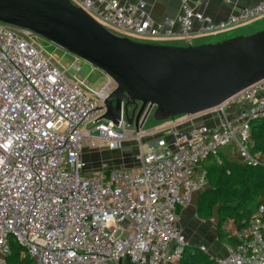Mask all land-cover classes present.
<instances>
[{
  "label": "built area",
  "instance_id": "built-area-1",
  "mask_svg": "<svg viewBox=\"0 0 264 264\" xmlns=\"http://www.w3.org/2000/svg\"><path fill=\"white\" fill-rule=\"evenodd\" d=\"M72 1L106 27L143 38L173 37L175 27L187 37L196 21L202 33L218 34L264 16V0L219 22L197 10L200 0H181V15L162 25L143 2ZM25 35L32 32L0 22V264L8 263L11 240L36 264L179 262L189 243L178 210L206 188L205 160L221 164L233 144L243 162L264 164L251 142L252 123L264 118V79L205 112L216 124L169 126L154 137L123 113L118 125L100 119L115 87L94 88L69 74ZM130 141L137 147L132 166L86 161V151ZM233 236L224 257L210 256L214 264H264V205Z\"/></svg>",
  "mask_w": 264,
  "mask_h": 264
},
{
  "label": "water",
  "instance_id": "water-1",
  "mask_svg": "<svg viewBox=\"0 0 264 264\" xmlns=\"http://www.w3.org/2000/svg\"><path fill=\"white\" fill-rule=\"evenodd\" d=\"M0 22L103 71L115 88L99 107L100 119L118 125L123 113L137 131L151 114L157 122L202 114L264 79V30L198 45L138 41L72 0H0Z\"/></svg>",
  "mask_w": 264,
  "mask_h": 264
},
{
  "label": "crops",
  "instance_id": "crops-1",
  "mask_svg": "<svg viewBox=\"0 0 264 264\" xmlns=\"http://www.w3.org/2000/svg\"><path fill=\"white\" fill-rule=\"evenodd\" d=\"M118 1L123 4H136L139 2H143L145 4V11L154 24L163 25L164 20L166 18H176L182 13L181 0H118ZM260 1L262 0H200L199 4L197 5V10L203 13L206 17H209L212 21L219 22L225 20L230 14L240 9L250 8L255 6ZM174 30L176 32V35L173 37H150V39L153 38L165 39V41L158 43L186 46L189 44V42H191L193 45L215 42L212 39L221 38L223 36L228 35V32L226 31L212 35L204 34L201 32V23L197 21L194 22L193 29L187 37L179 34L178 27H175ZM260 30H264V16L256 20H253L251 22L237 26L235 28L229 29L227 31L230 32L229 34L236 36V35H248ZM233 114H234V109L229 110L227 112L228 117H231ZM217 122H218L217 118L212 117L211 114L202 113L195 116H183L178 119L176 118L169 119L167 121L161 122L160 125H157L151 129H145L144 131L149 133V136H151L150 135L151 133L152 136L155 137L157 135H160L162 130L169 126H175L178 131H185L193 125H198V124L214 125ZM169 140H171L170 137ZM90 152L91 151H86L85 153V158L86 161L89 163V165L90 162L87 156ZM103 153L107 155V158L105 159L106 164H102V165L91 164L90 167L110 168V167H118L112 165L114 164L116 165L121 162L131 163L130 159H132V156H136L137 154V147L135 145V142L130 141L123 143L122 147L118 150L110 151L104 149L102 150V152H100V154ZM221 156H223V158L230 161H242L239 153L237 152L233 144H231L224 151H222L220 157ZM200 193L194 195L193 200L189 205L178 210V215H179L178 225L182 230L183 234L185 235L189 245L200 248L204 247L206 252L209 254V259L210 256L224 257L227 253L226 247L229 244L225 242H220L218 239L217 216L214 215L212 219L206 220V219H200L197 215L196 212L197 199ZM224 230L228 235H232V236L235 235V233L238 231L233 221H227L224 225ZM122 264H134V263H132L129 259H124ZM166 264H179V262H170Z\"/></svg>",
  "mask_w": 264,
  "mask_h": 264
},
{
  "label": "trees",
  "instance_id": "trees-1",
  "mask_svg": "<svg viewBox=\"0 0 264 264\" xmlns=\"http://www.w3.org/2000/svg\"><path fill=\"white\" fill-rule=\"evenodd\" d=\"M252 152L264 156V118L252 123ZM208 158L207 186L197 199V215L200 219L217 216V233L220 242L235 245L236 237L224 230L227 221H233L238 230L244 228L255 211L264 205V164H248L243 161H230L221 156L217 164ZM11 254L7 264H36L29 256H23V248L10 241ZM179 264H214L209 254L200 247L186 246Z\"/></svg>",
  "mask_w": 264,
  "mask_h": 264
},
{
  "label": "rangeland",
  "instance_id": "rangeland-1",
  "mask_svg": "<svg viewBox=\"0 0 264 264\" xmlns=\"http://www.w3.org/2000/svg\"><path fill=\"white\" fill-rule=\"evenodd\" d=\"M108 28L116 34L128 36V37L135 39V40H138V41H145V42L151 41L154 43L165 41V39H157V38L150 39V38L138 37V36L128 34V33H122L119 30H117L116 28L111 27V26H108ZM226 32H228L227 36H223L221 38H215L212 40L216 42V41L221 40L223 38L233 36V35L229 34L230 33L229 31H226ZM25 37L28 40L34 42L45 53L50 54L59 67L67 70V72L69 74H76L77 77L84 78V79L88 80L94 88L100 87L103 84H105V85L107 84L112 88L115 87V83L109 77H107V75L103 71L99 70L98 68L94 67L93 65H91L89 63H86L85 61H83L82 59L78 58L77 56L69 53L65 49L60 48L57 45L51 43L47 39H45L39 35H36L34 33H32V35H29V36L25 35ZM166 40H168V39H166ZM75 63L80 64V68L78 71H76L73 67ZM183 116H185V115H180V116H177L175 118L178 119V118H181ZM161 122H163V121H161ZM161 122L155 121L152 117V114H151L146 121V125H144V127H143V131L145 129H151L157 125H160ZM134 148H133V150H134ZM129 149H131V148H129ZM102 150H104V149L102 148V149L96 150L95 152L91 151L88 154L87 158L90 162V165L91 164H97V165L98 164L99 165L106 164L105 159L107 158V155L105 153L100 154V152H102ZM98 151H100V152H98ZM135 157L136 156H132V159H130L131 163L121 162L119 164H116V165L114 164L112 166H120V165H124V164L132 166L136 162ZM210 160L214 161V158H211Z\"/></svg>",
  "mask_w": 264,
  "mask_h": 264
}]
</instances>
